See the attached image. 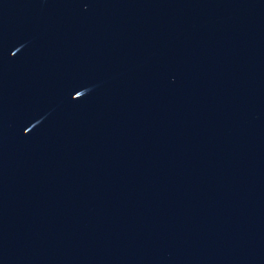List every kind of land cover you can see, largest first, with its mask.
I'll use <instances>...</instances> for the list:
<instances>
[{
  "label": "water",
  "instance_id": "1",
  "mask_svg": "<svg viewBox=\"0 0 264 264\" xmlns=\"http://www.w3.org/2000/svg\"><path fill=\"white\" fill-rule=\"evenodd\" d=\"M0 264H264V0H0Z\"/></svg>",
  "mask_w": 264,
  "mask_h": 264
}]
</instances>
